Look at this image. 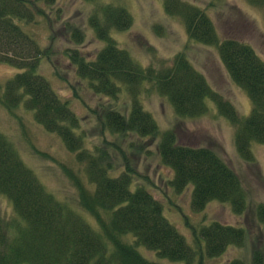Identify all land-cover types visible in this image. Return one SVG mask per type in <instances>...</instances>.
Listing matches in <instances>:
<instances>
[{
  "label": "trees",
  "instance_id": "1",
  "mask_svg": "<svg viewBox=\"0 0 264 264\" xmlns=\"http://www.w3.org/2000/svg\"><path fill=\"white\" fill-rule=\"evenodd\" d=\"M162 1L167 15L183 20L189 40L218 46L228 76L247 92L251 101L249 116L243 118L227 99L214 93L185 53L177 54L162 67L144 68L119 49L110 31H124L132 24L131 15L120 6H98L88 19L95 37L105 43L94 59L79 49L67 50L65 55L76 77L95 96L116 101L124 89L127 91L130 107L126 113L103 106L102 114L94 113L100 129L122 140L132 138L126 149L132 157L143 149L150 154L147 147L159 139L155 144L157 154L174 173L170 185L178 193L192 187L193 211H203L211 202H219L228 204L233 215H245L249 193L240 176L214 150L182 142L177 130L160 133L139 96L146 84L151 85L157 94L169 100L180 118L202 116L207 111L206 99H212L219 114L233 128L239 158L246 165H254L251 144L264 146V60L253 47L231 34L221 39L205 10L182 0ZM246 1L264 9V0ZM55 2L0 0V63L18 70L0 87V104L9 112L24 107L38 125L59 137L65 149L75 155L93 186V192L88 193L79 185L80 204L95 217L101 229L94 231L79 213L49 194L24 165L12 143L0 133V194L11 202L14 212V220L0 234V264H159L142 257L136 250L140 245L171 264H194L195 252L163 217L161 202L143 185L135 184L132 189L136 170L124 151L120 149L124 170L111 177L115 165L109 150L116 151L115 148L107 147L105 141L89 148L83 120L39 74L41 58L51 60L54 53L41 49L17 22H33L42 11L41 4L51 6ZM71 38L78 45L85 40L79 30H73ZM54 74L59 76L58 71ZM100 212L107 214L105 220ZM256 214L264 225L263 204L258 205ZM247 234L242 227L219 220L199 229L209 260L221 257L230 247L242 248ZM128 235L134 239L132 244L124 240ZM200 251L197 264H203L205 258ZM224 264L242 263L235 260ZM252 264H264L260 251L252 253Z\"/></svg>",
  "mask_w": 264,
  "mask_h": 264
},
{
  "label": "rangeland",
  "instance_id": "2",
  "mask_svg": "<svg viewBox=\"0 0 264 264\" xmlns=\"http://www.w3.org/2000/svg\"><path fill=\"white\" fill-rule=\"evenodd\" d=\"M182 1L205 10L221 39L231 34L253 47L264 60V9L250 5L246 0ZM101 5L120 6L131 15V26L124 31L112 29L110 37L138 65L159 68L169 64L174 56L183 52L195 69L205 77L214 93L227 99L243 118L249 116L251 101L247 92L228 76L220 60L218 46L189 40L183 20L178 16L167 15L162 0H56L51 6L41 4L42 11L35 16L33 22H17L41 49L54 53L51 60L41 58L39 74L49 82L61 100L69 102L71 110L83 120L82 126L86 131V144L89 148L101 146L103 141L107 147L115 148L117 152L109 150L115 165V170L109 174L111 177L118 176L120 170H124L120 149L124 151L125 158L130 160L136 170L132 189L135 184L143 185L161 202L163 217L195 252L194 264L198 263L200 249L204 254L205 248L199 229L216 220L242 227L248 232L247 240L242 248L230 247L215 260L207 259L204 254L203 264H224L235 260L242 264H252V253L256 250L262 253L264 259V225L256 218L258 205H264V146L251 144L255 164L246 165L236 152L234 132L229 120L219 114L212 99H206L207 111L202 116L180 118L175 114L169 100L157 94L151 85L146 84L139 96L142 107L152 115L160 133L177 130L182 142L196 143L214 150L240 176L249 193L248 209L242 216L233 215L228 204L219 202H211L203 211H193L192 187L178 193L170 185L174 173L161 162L157 154L155 144L159 139L147 147L150 154L143 149L132 157L126 151L127 143L132 138L122 140L100 129L94 113L102 114L101 106L126 113L130 107L127 91L124 89L116 101L95 96L87 84L76 77L74 68L69 65L68 55L65 54L67 50L79 49L86 57L94 59L104 48L105 43L95 37L88 24L94 8ZM73 30L84 34L83 44L78 45L71 38ZM55 71H58L59 76L54 74ZM17 72V69L0 63V87ZM0 133L12 143L24 165L33 171L49 194L79 213L94 231L101 229L95 217L81 206L79 199V185L88 193L93 192V186L87 181L84 167L77 162L74 154L65 149L59 137L46 132L24 107L9 112L1 104ZM99 215L103 220L107 217L104 212ZM13 216L11 202L0 194V234L14 220ZM124 240L129 244L134 242L131 235L125 236ZM136 250L149 261L171 264L142 245L137 246Z\"/></svg>",
  "mask_w": 264,
  "mask_h": 264
}]
</instances>
